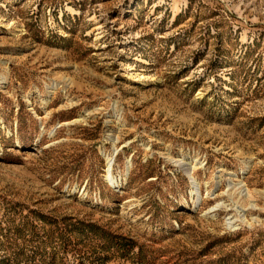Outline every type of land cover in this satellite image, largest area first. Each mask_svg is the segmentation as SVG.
I'll use <instances>...</instances> for the list:
<instances>
[{
	"label": "rangeland",
	"instance_id": "obj_1",
	"mask_svg": "<svg viewBox=\"0 0 264 264\" xmlns=\"http://www.w3.org/2000/svg\"><path fill=\"white\" fill-rule=\"evenodd\" d=\"M0 264H264V0H0Z\"/></svg>",
	"mask_w": 264,
	"mask_h": 264
}]
</instances>
